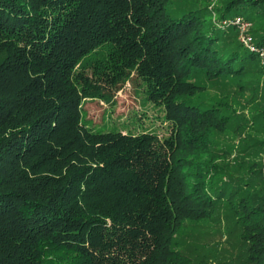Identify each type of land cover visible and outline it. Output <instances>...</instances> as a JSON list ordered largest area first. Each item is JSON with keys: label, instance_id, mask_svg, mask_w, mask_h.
<instances>
[{"label": "trees", "instance_id": "trees-1", "mask_svg": "<svg viewBox=\"0 0 264 264\" xmlns=\"http://www.w3.org/2000/svg\"><path fill=\"white\" fill-rule=\"evenodd\" d=\"M211 2L0 0V264H194L220 214L229 261L264 264V109L238 111L264 75V0ZM126 86L159 132L88 125Z\"/></svg>", "mask_w": 264, "mask_h": 264}, {"label": "rangeland", "instance_id": "rangeland-1", "mask_svg": "<svg viewBox=\"0 0 264 264\" xmlns=\"http://www.w3.org/2000/svg\"><path fill=\"white\" fill-rule=\"evenodd\" d=\"M215 1L216 0H212L211 4L213 5ZM255 77H257V75L255 76L254 73L251 78ZM259 80V83L256 82V79L252 80L248 88L249 90L239 98L240 105H238V111L245 113L249 120L252 119V114H257V110L264 109V75H262ZM252 87L256 88L258 97L252 102H248L249 91ZM221 89L222 88L213 86L210 91L212 94H219ZM226 89L235 91L236 86L228 85L225 90ZM251 112L253 113L251 114ZM162 113V110L158 106H155L152 102L146 101L141 92H133L132 88L129 86H126L124 90L118 91L116 101L111 107L100 102V107L98 105L96 108H89L88 112L83 111L84 119L87 120L91 128L105 130L117 127L133 132L142 131L146 128H154V130L159 132L160 123L158 118ZM101 114H105V118L102 117ZM109 114L112 115L108 117L107 115ZM257 118L260 124L264 122H261L260 116ZM258 121L254 120L255 123H258ZM240 138L247 139L246 134H243ZM221 140L228 146H232V148L238 142L237 139L234 137L232 138L230 135L221 136ZM254 157L255 155L252 154L251 148L245 151H239L238 148H233V152L229 154L228 158L231 162L237 159L238 161L243 160L245 163H250ZM219 216L222 222L219 223L220 228L218 230L214 228L216 223H213L212 226H205L207 233H204L200 239L202 240L200 241V245L204 244L198 247V252H196L198 258H196L194 264H236L234 261V263L229 261V259L234 257L235 252L239 250V241L233 234L226 235L223 228L224 216L223 214Z\"/></svg>", "mask_w": 264, "mask_h": 264}, {"label": "built area", "instance_id": "built-area-1", "mask_svg": "<svg viewBox=\"0 0 264 264\" xmlns=\"http://www.w3.org/2000/svg\"><path fill=\"white\" fill-rule=\"evenodd\" d=\"M231 23L234 24L238 31H239V40L246 46H248L250 49H255L254 47L251 46V36L247 34V30L250 26V23L247 21H244L240 19L239 17L231 20ZM259 54L262 60H264V48L259 49Z\"/></svg>", "mask_w": 264, "mask_h": 264}]
</instances>
